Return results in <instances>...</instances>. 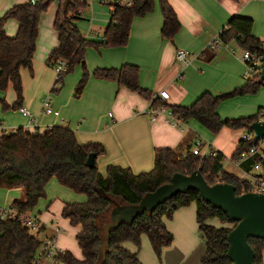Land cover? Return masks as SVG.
<instances>
[{"label": "trees", "instance_id": "obj_1", "mask_svg": "<svg viewBox=\"0 0 264 264\" xmlns=\"http://www.w3.org/2000/svg\"><path fill=\"white\" fill-rule=\"evenodd\" d=\"M54 0H39L35 3L15 5L0 16V92L13 87L16 99L10 104L0 98L3 111L18 110L24 103V84L21 70L34 72V54L39 35L40 18ZM159 2L163 15L161 35L173 40L180 30L178 16L168 0H136L133 6L112 5L110 19L102 38L86 37L76 21L80 17L73 13L78 7H86L87 2L79 4L74 0H60L54 27L59 35V46L48 58V64L58 59L68 61L66 70L57 74L52 91L57 92L64 84L65 76L76 65L85 60L88 47H125L128 45L132 23L136 17H143L155 10ZM9 20L19 23L15 36H8L5 25ZM254 21L250 17L233 16L219 33L223 45L235 41L241 50L264 52V41L253 33ZM213 53L216 51L212 46ZM90 76L116 81L139 95L152 99V92L140 83V67L126 63L119 68H97L91 74L85 70L76 89L75 96L80 97L85 90ZM264 86L259 78L248 79L229 93L214 95L209 91L201 94L192 105L169 106L160 98H154L155 106L167 105L184 122L196 120L212 134L217 135L227 127L244 129L251 132V125L261 118L264 108L260 107L253 115L240 118L223 119L218 111L220 105L232 98L257 94ZM254 142L240 140L239 147L232 156L235 160L240 153ZM106 152L99 143L81 144L73 129L68 125H53L45 131L34 132L21 126L15 130L0 134V187H23V194L1 212L0 217V264H34L42 248V240L31 233L24 224L23 216L29 215L47 196V185L52 179L84 194L83 202L66 203L62 217L73 226L81 229L76 240L82 249V258H77L71 251L58 253L55 264H97L102 262L101 244L106 239L104 226L110 221V211L114 202L119 204H138L149 192L171 181L176 173L191 174L200 170L211 185L226 182L236 187V194L251 191L249 179L239 177L224 169L226 156L217 151L206 155H196L193 150L180 146L177 148H159L155 153L152 170L134 173L131 168L109 164L106 174L99 170L97 158ZM90 153L96 154L95 165H87ZM264 168V157L257 155L242 164L247 172H252L254 165ZM103 191V192H101ZM195 203L196 219L202 233L206 251L201 258L202 264H232L228 257V234L237 225L222 210L206 202L195 190L180 193L157 207L153 212L146 211L134 222L121 223L111 230L104 264H143L137 253L126 249L125 242H132L138 248L142 246V236L147 235L157 257L161 259L163 250L174 242V234L168 230L165 219H172L174 213L182 207ZM36 216V215H35ZM38 217V216H37ZM211 219H218L220 226L210 224ZM255 251V264H264V239L249 238Z\"/></svg>", "mask_w": 264, "mask_h": 264}, {"label": "crops", "instance_id": "obj_2", "mask_svg": "<svg viewBox=\"0 0 264 264\" xmlns=\"http://www.w3.org/2000/svg\"><path fill=\"white\" fill-rule=\"evenodd\" d=\"M28 1L30 0H0V16L9 8ZM168 2L181 24L173 40L161 35L163 15L157 2L153 12L134 19L127 46L100 49L102 57L94 60L93 71L97 68H119L126 63L138 65L141 85L149 89L153 95L161 90H167L170 93L167 102L169 106H190L206 91L221 95L242 86L248 79L245 77L246 66L240 58L238 44L232 41L214 53L210 49V44L231 17L236 15L252 18L254 35L264 41V0H168ZM58 9L59 5L52 12L41 15L34 54V72L31 73L28 69L21 70L24 84L23 107L34 114V120L25 116L19 109L3 111L0 104V123L8 131L23 126L32 132L36 130L43 132L53 125H68L75 131L81 144L99 143L104 146L106 152L97 158L99 170L104 175L109 164L131 168L136 174L150 171L155 164L157 149L183 146L193 150L200 143L199 150L203 155L221 151L227 158L224 165L227 172L249 178L253 171L247 172L243 167L237 166L232 158L239 147L244 129L225 127L214 135L193 119L186 121L181 129L170 124L164 116L152 121L150 116L144 113L150 99L120 86L116 81L94 76H90L80 97L74 96L73 90L67 89L64 91L60 89L53 95L50 90L52 91L54 87L56 74L48 64V58L59 46V35L54 27ZM86 20L89 21L87 32L89 29L93 33L104 32L103 25L95 24L94 15ZM101 22L108 24L109 20ZM18 29L19 23L15 20H9L5 25L8 36H15ZM178 49L191 50L195 56L187 63L178 61L176 59ZM68 81L69 78H66L63 85ZM45 93L53 96V106L59 110V115L44 112L42 99ZM0 98H5L10 104L14 103L16 94L13 87L10 86L6 92H0ZM263 99L264 89L254 95L227 100L220 105L218 111L223 119L246 117L256 114L260 107L264 108ZM46 191V198L39 202L31 215L38 216L45 225L44 236L54 237L63 252L73 249L77 257L79 252L75 243L72 242L69 246L61 238L65 231L70 229V234L77 242L76 235L81 227L71 225L68 219L62 217V210L66 203L83 202L86 196L60 184L55 178L48 183ZM22 194V186L0 187V212L8 209L13 200ZM196 213L197 206L193 203L177 210L172 219H165L167 228L175 236L173 244L163 250L161 259L155 254L147 235L142 236L140 248L132 242H125L123 245L129 251L137 253L143 264H170L168 260L175 251L178 234L182 232H186L184 235L196 234L199 230ZM211 221L214 219L208 222L212 223ZM199 240L200 237L197 238V242L195 238L186 254L173 264H189V258L194 254L197 255L196 263L193 264H202L201 258L206 251V245L204 249L201 243L203 246L201 247ZM203 242L205 243L204 238ZM39 264L54 263L48 258H43Z\"/></svg>", "mask_w": 264, "mask_h": 264}, {"label": "water", "instance_id": "obj_3", "mask_svg": "<svg viewBox=\"0 0 264 264\" xmlns=\"http://www.w3.org/2000/svg\"><path fill=\"white\" fill-rule=\"evenodd\" d=\"M262 66L261 78L263 80L264 62ZM251 130L255 133L257 141L262 139L264 121L254 122ZM95 162L96 154L90 153L87 165L92 167ZM190 190L199 192L206 202L215 208L222 209L230 220L237 222L228 234V257L232 264H255L256 254L249 243V238L264 239V194L247 192L237 195L233 184L218 182L211 185L200 170L191 174H174L170 182L147 193L138 204H119L113 200L114 207L110 211V221L104 226L106 239L101 244L102 262L97 264H104L106 261L111 230L118 228L121 223L134 222L144 212H153L167 200Z\"/></svg>", "mask_w": 264, "mask_h": 264}, {"label": "built area", "instance_id": "obj_4", "mask_svg": "<svg viewBox=\"0 0 264 264\" xmlns=\"http://www.w3.org/2000/svg\"><path fill=\"white\" fill-rule=\"evenodd\" d=\"M35 3L39 0H30ZM60 1V0H59ZM81 2H87L86 0H79ZM104 4H118L120 6L130 7L133 6L136 0H101ZM85 7H81L75 14L76 16L82 18L85 14ZM103 31L94 32L89 29V31L85 34L88 38H102ZM212 48L215 50L219 49L223 46V42L219 37V34L210 44ZM195 56L194 52L187 49H178L176 52V59L181 62H189L191 58ZM240 58L244 62L246 66L245 77L246 79L259 78L262 80L261 75L263 71V62H264V52H253L251 50H242L240 54ZM68 66V61L64 59H58L54 64L53 68L56 70L57 74H60L66 70ZM264 81V79H263ZM154 98H160L163 102H168L170 98V93L167 90H161L158 94L153 95L150 100V104L144 113L148 114L152 121H155L159 116H164L166 120L176 126L178 128H183L184 121L178 117L177 114L173 113V111L167 105H153L152 101ZM42 107L46 114H54L59 115V110L55 109L53 106V96L47 95L42 99ZM25 116H28L31 120H34V114L27 108L21 107L19 109ZM259 121H264V114L261 115ZM9 132L1 123H0V134ZM241 140L247 142H254L250 147L244 149L238 158H236L235 164L237 166L242 167V164L247 160L254 158L257 155H262L264 157V137L260 140L255 139V133L253 131L247 132L244 131L242 134ZM200 143H198L197 147L193 149L194 154L203 155L199 150ZM249 181L251 184V191L256 193L264 194V168L261 164L254 165V169L252 174H249ZM6 216L5 212H0V217ZM24 224L29 228L31 233L36 237L42 240V248L37 256V259L34 261V264H39L40 260L43 258L50 259L55 264V259L58 253L63 252L57 243V240L52 236H44L43 232L45 230V225L42 221L35 215H25L23 216Z\"/></svg>", "mask_w": 264, "mask_h": 264}, {"label": "rangeland", "instance_id": "obj_5", "mask_svg": "<svg viewBox=\"0 0 264 264\" xmlns=\"http://www.w3.org/2000/svg\"><path fill=\"white\" fill-rule=\"evenodd\" d=\"M86 1H87V4H86L87 6L85 8H83L85 10V14H84L85 16H83L85 19H80L79 23H77L79 25L80 30L82 31V33L84 35L87 32L86 29L88 28V24H89V21L86 19H90L91 15H94V18L96 19L95 24L96 25H103V27H106L107 22H106V24H104L105 22H101V21L105 20V19L106 20L110 19L111 10L113 8L112 5L104 4V3H102L101 0H86ZM74 2H77L81 5L84 4V2H81L79 0H74ZM58 5H59V0H54L45 13L52 12V10L55 7H57ZM79 8L80 7H78L77 9H79ZM100 49H98L96 47H88L86 54H85V60L82 63L76 65L75 68L65 76V79L69 78V81L66 85H63V87H61V91H64L67 89L69 91L73 90V92L75 93V89H76L80 79L82 78L85 70H87L91 74L93 72V68L95 65L94 60L95 59L99 60L102 57V55L100 54V51H101ZM236 49H238V48H236ZM239 52H242V50L239 49ZM53 70H54V73L56 74V77H57L56 70L54 68H53ZM245 71H246V68H245ZM56 77H55V79H56ZM65 79H64V84H65ZM72 84H73V87H72ZM262 89H264V86L260 90H262ZM50 92H52L53 95H56V92L51 91V90H50ZM47 94L48 93H45L44 96H47ZM249 95H254V94H249ZM74 96H75V94H74ZM192 222L194 223V221H192ZM210 224L220 226L218 219H214V221ZM70 233H71L70 229L66 230L61 239L64 240V242L69 246L72 245V242H74L75 246H77L76 248H78V252H79V256H77V257L82 258L83 256H81V253H82L81 248H80V246H78L79 244H77V242L74 240L73 236ZM185 233L186 232H182L181 234H178V236H177L178 242L175 245V249H174L175 251L173 252L171 258L168 260L170 262V264H173L174 262H176L178 260V258H180L182 255L186 254L190 244L195 241V238H196V242H197V238L200 237V240H199L200 244L199 245L201 247L204 246V249H205V243L203 242L202 234L199 232V230L196 231V234L189 233V235H184ZM201 243L203 244V246L201 245ZM69 250L72 253H74V255L76 256V252H74L73 249H69ZM147 251L149 252V248H147ZM196 255L197 254H194L193 256H191L189 258V264L196 263Z\"/></svg>", "mask_w": 264, "mask_h": 264}]
</instances>
